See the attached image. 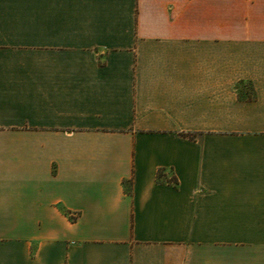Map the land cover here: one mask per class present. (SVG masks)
<instances>
[{"label":"crops","instance_id":"1","mask_svg":"<svg viewBox=\"0 0 264 264\" xmlns=\"http://www.w3.org/2000/svg\"><path fill=\"white\" fill-rule=\"evenodd\" d=\"M0 264H264V0H0Z\"/></svg>","mask_w":264,"mask_h":264},{"label":"trees","instance_id":"2","mask_svg":"<svg viewBox=\"0 0 264 264\" xmlns=\"http://www.w3.org/2000/svg\"><path fill=\"white\" fill-rule=\"evenodd\" d=\"M184 137L189 138V139L192 140V139L195 138V134H191V133H189V134H184ZM161 178H162V171H160V172L158 173V179H161ZM172 183L177 184V180H176V179L173 180Z\"/></svg>","mask_w":264,"mask_h":264}]
</instances>
